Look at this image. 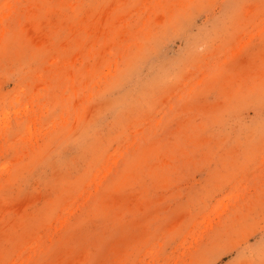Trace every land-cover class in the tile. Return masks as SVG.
Masks as SVG:
<instances>
[{"label":"rangeland","instance_id":"rangeland-1","mask_svg":"<svg viewBox=\"0 0 264 264\" xmlns=\"http://www.w3.org/2000/svg\"><path fill=\"white\" fill-rule=\"evenodd\" d=\"M0 264H264V0H0Z\"/></svg>","mask_w":264,"mask_h":264}]
</instances>
